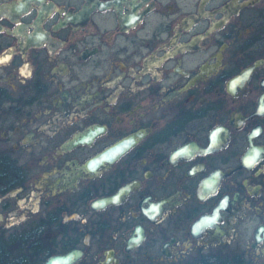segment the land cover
Listing matches in <instances>:
<instances>
[{"label":"flooded vegetation","instance_id":"obj_1","mask_svg":"<svg viewBox=\"0 0 264 264\" xmlns=\"http://www.w3.org/2000/svg\"><path fill=\"white\" fill-rule=\"evenodd\" d=\"M50 259L264 264V0H0V264Z\"/></svg>","mask_w":264,"mask_h":264},{"label":"water","instance_id":"obj_2","mask_svg":"<svg viewBox=\"0 0 264 264\" xmlns=\"http://www.w3.org/2000/svg\"><path fill=\"white\" fill-rule=\"evenodd\" d=\"M54 260H62V258H53ZM64 260H65V258H63ZM65 262H66V260H65ZM45 264H54V262H53V260L52 259H50V260H48Z\"/></svg>","mask_w":264,"mask_h":264}]
</instances>
